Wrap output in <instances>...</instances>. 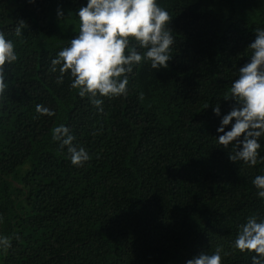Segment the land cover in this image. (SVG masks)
<instances>
[{
	"label": "trees",
	"instance_id": "1",
	"mask_svg": "<svg viewBox=\"0 0 264 264\" xmlns=\"http://www.w3.org/2000/svg\"><path fill=\"white\" fill-rule=\"evenodd\" d=\"M160 2L173 17L169 66L142 63L127 96L105 98L101 113L50 71L85 0H0L19 54L0 103V232L18 238L0 264H184L217 247L223 264H251L232 242L247 217L264 218L251 183L264 161L228 159L212 106L223 114L233 103L223 93L264 26V0ZM37 103L55 115L37 114ZM60 123L89 151L83 166L51 140Z\"/></svg>",
	"mask_w": 264,
	"mask_h": 264
},
{
	"label": "clouds",
	"instance_id": "2",
	"mask_svg": "<svg viewBox=\"0 0 264 264\" xmlns=\"http://www.w3.org/2000/svg\"><path fill=\"white\" fill-rule=\"evenodd\" d=\"M75 14L78 31L52 58L50 71L59 72L56 77L59 82L65 75L70 77L69 88L86 98L97 112L104 111L105 98L127 96L129 74H134L142 63L159 70L169 66L175 41L170 27L173 17L160 0H85ZM57 16H64L59 6ZM24 21H18L16 36L22 34ZM252 32L254 38L246 46L251 50L248 59L238 67L236 77L223 93V100L233 101L230 109L222 114L221 102L212 106V112L220 117L216 144L225 150L231 146L228 159L250 167L256 166L258 159L264 161L259 152L264 138V26H257ZM18 59L16 44L0 27V103L9 86L8 68ZM35 112L55 115L53 109L41 103L35 105ZM75 139L67 124L51 128V140L66 148L72 165L81 167L90 159V153L84 146L73 143ZM251 183L256 196L264 200V172L253 176ZM15 238L18 235L0 232V253L10 250ZM232 248L252 253L251 264H264V218L247 217L238 226ZM184 264H223L222 250L219 247L214 251L202 250Z\"/></svg>",
	"mask_w": 264,
	"mask_h": 264
}]
</instances>
